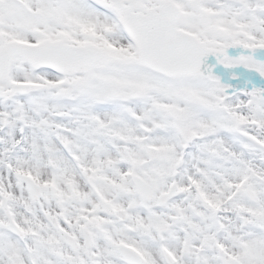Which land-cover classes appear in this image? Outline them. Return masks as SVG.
Instances as JSON below:
<instances>
[{
    "label": "snow or ice",
    "instance_id": "6c2138e0",
    "mask_svg": "<svg viewBox=\"0 0 264 264\" xmlns=\"http://www.w3.org/2000/svg\"><path fill=\"white\" fill-rule=\"evenodd\" d=\"M0 264H264V0H0Z\"/></svg>",
    "mask_w": 264,
    "mask_h": 264
}]
</instances>
